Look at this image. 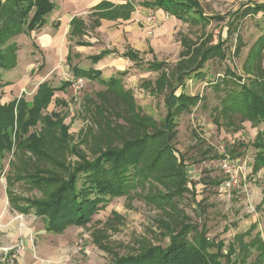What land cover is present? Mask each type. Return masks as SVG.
I'll use <instances>...</instances> for the list:
<instances>
[{
	"label": "rangeland",
	"instance_id": "obj_1",
	"mask_svg": "<svg viewBox=\"0 0 264 264\" xmlns=\"http://www.w3.org/2000/svg\"><path fill=\"white\" fill-rule=\"evenodd\" d=\"M52 1L56 9L48 24L15 37L19 64L0 82L1 104L20 97L31 101L45 80L57 87L38 123L0 161V264H108L165 246L185 224L198 232L206 224L207 236L223 241L235 264H264V148L258 147L264 125L220 112L219 93L211 86L224 79L227 68L242 83L264 78V49L254 47L263 14L242 19L238 32L227 37L235 12L264 0H199L208 20L198 24L142 7V0H101L75 11L64 9L66 0ZM129 2L136 9L124 19L116 6ZM72 13L78 21L68 28L59 17ZM219 35L226 43L205 64V79L172 77L184 38L198 54L216 46ZM130 51L138 53L137 62L122 56ZM102 52L110 53L99 63L90 60ZM68 59L92 66L101 79L74 77ZM150 62L169 67L155 71ZM65 80L72 85L60 87ZM177 87L203 99L177 112L171 124ZM127 135L153 139L141 162L148 177L109 200L88 223L48 232L31 203L48 199L70 168L119 147ZM231 178L233 187L225 192L222 182ZM183 185L187 191L169 196Z\"/></svg>",
	"mask_w": 264,
	"mask_h": 264
},
{
	"label": "trees",
	"instance_id": "obj_2",
	"mask_svg": "<svg viewBox=\"0 0 264 264\" xmlns=\"http://www.w3.org/2000/svg\"><path fill=\"white\" fill-rule=\"evenodd\" d=\"M136 5L129 2L127 5L116 6L122 13L118 15L123 16L124 14V19H129ZM138 5L162 9L184 22L198 24L208 20L199 0H142ZM55 9L56 4L52 0H0V82L6 72L16 69L19 64L20 48L15 37L21 33L41 30L48 24L47 17ZM260 13L263 14L259 22L260 35L254 41V47L259 50L264 49V2L246 3L235 12L233 20L227 26V37L238 32L242 19L249 15L258 16ZM77 21L74 17L72 26L76 25ZM227 37L219 35L216 46H205L198 54L192 50L195 43L184 38L181 59L171 67L172 77L174 79L178 77L179 79L189 77L205 79V64L215 55L223 52ZM237 38L239 40V34ZM108 53L110 52H102L100 56L94 55L89 58L93 63H99ZM137 54L130 51L122 56L137 62ZM68 61L74 77L101 79V73L92 66L85 68L77 63L72 65L70 59ZM148 66L155 71L169 67L164 62H150ZM240 79L227 68L224 79L211 84L214 91L219 93L220 112L240 113L254 121L255 124L264 125V78H250L246 83L240 82ZM72 83V80H65L60 87H69ZM179 88L181 87L175 88L172 94V97L176 98L175 106L169 105L168 120L172 122L171 124H174L177 117L174 115L177 112L188 111L191 105L203 99L201 96L191 94L188 96L185 90L178 91ZM55 89L57 87H54L49 80H45L39 84L37 93L31 101L20 97L8 103H0V161L4 159L6 153L14 150L18 141L22 139V133L38 123L42 111L46 110L52 102ZM260 133L264 134V130ZM152 141L153 139L148 135L146 137L127 135L119 147L107 148L95 158L84 159L76 167L70 168L67 178L57 179L58 187L48 199L35 200L30 206L35 209L37 216L45 221L48 232L58 233L70 225L88 223L92 214L106 205L109 200L126 194L131 187L138 185L142 179L148 177L149 169L141 162ZM260 144L258 143V147L263 149L264 144ZM256 157L259 163V158L262 157ZM257 168L258 164H255L254 169ZM40 183L45 184L43 181ZM185 191L187 188L184 185L178 186L169 196L182 194ZM193 229L191 225L185 224L165 246H150L136 254L117 257L108 264H235L230 258V251H225L224 242H215L207 236L209 230L206 224L202 225L200 232ZM192 232V236H189Z\"/></svg>",
	"mask_w": 264,
	"mask_h": 264
},
{
	"label": "crops",
	"instance_id": "obj_3",
	"mask_svg": "<svg viewBox=\"0 0 264 264\" xmlns=\"http://www.w3.org/2000/svg\"><path fill=\"white\" fill-rule=\"evenodd\" d=\"M67 1L69 2V3H67ZM77 1L79 2V3H77ZM101 0H85V1H83V0H66V5L64 6V9H66V10H71V11H75L76 10V8L78 7V6H80V8H83L84 6H86V8L87 7H89V5H90V7L91 6H94V5H96V4H98V2H100ZM92 8V7H91ZM77 14L76 13H72L71 15H66L65 17H63V18H60L59 17V19H62L63 21H66L65 22V24L67 23V27L68 28H70V22L72 21V19H73V17L74 16H76ZM68 28L66 29V31H68ZM43 37V36H42ZM42 37L40 38L41 39V41H42ZM89 67V66H88ZM223 190H224V188H223ZM216 242H221V241H216Z\"/></svg>",
	"mask_w": 264,
	"mask_h": 264
},
{
	"label": "built area",
	"instance_id": "obj_4",
	"mask_svg": "<svg viewBox=\"0 0 264 264\" xmlns=\"http://www.w3.org/2000/svg\"><path fill=\"white\" fill-rule=\"evenodd\" d=\"M227 163H224V168L227 167ZM225 171L228 172L227 168H225ZM233 181H232V178L231 179H226L222 182V186L224 188V191L227 192L229 191V189H231L233 186Z\"/></svg>",
	"mask_w": 264,
	"mask_h": 264
}]
</instances>
